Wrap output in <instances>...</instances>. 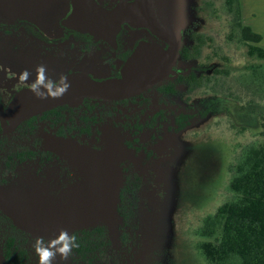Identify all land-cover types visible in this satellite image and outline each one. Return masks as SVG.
<instances>
[{"label": "trees", "instance_id": "16d2710c", "mask_svg": "<svg viewBox=\"0 0 264 264\" xmlns=\"http://www.w3.org/2000/svg\"><path fill=\"white\" fill-rule=\"evenodd\" d=\"M168 1L157 0L159 10ZM224 3L232 17L228 40L247 45L250 55L264 59V48L259 45L262 35L243 22L242 0H224ZM190 37L188 32L186 40ZM185 42L180 51L178 74L155 88L163 99L155 106L145 94L115 103L86 100L79 108L59 107L20 126L23 141L8 143L6 171L0 172V180L5 181L10 174L20 176L23 185L15 191L22 200L17 201L15 196L14 201L0 198V202L28 227L20 228L7 215L0 214V264H33L34 251L29 239L50 233L51 229H66L76 236L78 244L67 261L57 256L53 264H124L116 249L121 251L123 243H128L127 230L139 215L143 174L164 156L159 144L168 136L224 113L238 123L236 126L258 122L262 140L249 146L232 168L230 189L234 196L205 218L199 230L202 240L198 249L207 264H264V104L254 108L217 95L189 106L165 101V98H179L181 87L194 91L209 86L212 81V70L186 65L201 57L206 40L197 37L192 47ZM253 75L255 80L263 78L258 84L263 90L264 75L258 71H253ZM130 103L137 108L119 120L113 119V110L105 117L87 116L99 105ZM83 110L79 118L70 115ZM245 112L248 113L243 117ZM40 120L56 129L58 142L50 140L41 147L27 141ZM93 127L99 129L101 146L88 148L80 138L90 135ZM74 131H79L78 136H71ZM76 137L79 140L74 141ZM66 160L69 166L63 169L64 181L56 184V191L49 197L44 189L56 183L54 176H61ZM3 219L13 228L6 236ZM20 232L25 239H21Z\"/></svg>", "mask_w": 264, "mask_h": 264}, {"label": "rangeland", "instance_id": "374dc122", "mask_svg": "<svg viewBox=\"0 0 264 264\" xmlns=\"http://www.w3.org/2000/svg\"><path fill=\"white\" fill-rule=\"evenodd\" d=\"M0 2L20 11L38 5V0ZM158 11L165 23L176 25L191 34L185 44L194 46L197 37L206 40L201 57L186 65L212 70L209 86L194 91L181 87L179 98H165V101L189 106L217 95L254 108L264 104V89L261 90L258 85L263 78L255 80L253 75V71L264 75V59L250 55L247 45L228 40L232 17L225 9L224 0H169ZM217 70L222 73L216 74ZM226 71L229 73L226 74ZM145 97L151 100L152 106L163 100L157 90ZM136 108L137 105L133 103L125 106L99 105L87 116L98 114L105 117L113 110V119L119 120L129 110ZM83 113L84 110L70 115L79 118ZM247 113L242 116L245 117ZM233 120L225 113L210 116L182 133L162 140L159 150L163 158L143 174L139 215L127 230L128 243H123L121 251L116 249V255L119 252L124 264H207L198 249L202 240L199 230L207 216L233 198L230 189L232 168L241 161L249 146L262 140V128L258 122L241 127L236 126L237 122ZM98 130V127H93L90 135L80 138L81 142L86 143L88 148L101 146ZM55 133L56 129L48 122L40 120L34 135L27 141L39 143L42 147L48 145L50 140L58 142ZM78 134L79 131H74L71 136ZM76 140H79L78 137ZM68 166L67 160L64 161L61 176H54L56 183L44 189L48 190L49 197L56 191V184L64 181L62 172ZM2 226L4 236L12 233L9 221L3 219ZM54 230L32 236L28 244L32 247L36 237L48 240L58 236L60 230ZM19 235L25 239L22 232ZM32 260L33 264H38L35 252Z\"/></svg>", "mask_w": 264, "mask_h": 264}, {"label": "flooded vegetation", "instance_id": "af4514ba", "mask_svg": "<svg viewBox=\"0 0 264 264\" xmlns=\"http://www.w3.org/2000/svg\"><path fill=\"white\" fill-rule=\"evenodd\" d=\"M96 1L111 9L120 1L131 0ZM37 4V7L34 5L20 11L0 2V104L5 110L21 89L30 87L31 82L37 79L38 65L46 66V74L53 81L79 71H85L95 78L118 77L124 62L140 41H158L167 47L166 43L157 39L147 29L134 28L127 23L122 25L114 46L108 41L97 40L91 34L64 25V21L73 12L72 0H38ZM181 31L184 34V44L188 32ZM179 62L180 52L177 74ZM25 69L31 72L28 83L19 79ZM155 88L157 86L144 94ZM21 125L13 133L5 134L0 114V172L6 166L7 152L10 151L8 143L23 141L22 130L19 129ZM22 185L20 176L8 175L5 181L0 180V198L14 201L15 188ZM16 198L17 201L22 200L19 194ZM2 206L5 204L0 202V214L4 213Z\"/></svg>", "mask_w": 264, "mask_h": 264}, {"label": "water", "instance_id": "95a60500", "mask_svg": "<svg viewBox=\"0 0 264 264\" xmlns=\"http://www.w3.org/2000/svg\"><path fill=\"white\" fill-rule=\"evenodd\" d=\"M73 12L64 25L91 34L115 46L122 25L147 29L158 41H140L124 62L120 76L97 79L85 71L65 75L70 87L59 99H38L29 87L21 89L6 110L0 104L1 126L5 134L13 133L23 122L59 107L79 108L86 100L105 103L138 97L177 74L179 52L184 34L159 16L157 0L120 1L109 9L96 0H72ZM5 215L20 228L28 225L10 210Z\"/></svg>", "mask_w": 264, "mask_h": 264}, {"label": "clouds", "instance_id": "9594fccd", "mask_svg": "<svg viewBox=\"0 0 264 264\" xmlns=\"http://www.w3.org/2000/svg\"><path fill=\"white\" fill-rule=\"evenodd\" d=\"M37 79L31 82L29 90L38 99H59L66 94L70 84L66 76H61L58 81H53L47 76L45 65L37 66ZM31 72L25 69L19 79L23 83H28ZM78 247L77 238L74 234H69L66 229H61L58 236L45 240L44 237H36L32 248L38 257V264H53L59 256L62 261H67L73 253V249Z\"/></svg>", "mask_w": 264, "mask_h": 264}, {"label": "crops", "instance_id": "0c3cea01", "mask_svg": "<svg viewBox=\"0 0 264 264\" xmlns=\"http://www.w3.org/2000/svg\"><path fill=\"white\" fill-rule=\"evenodd\" d=\"M243 22L263 37L259 44L264 48V0H242Z\"/></svg>", "mask_w": 264, "mask_h": 264}]
</instances>
